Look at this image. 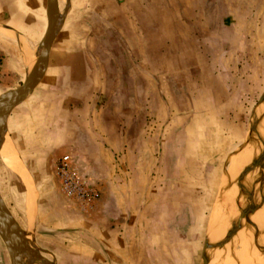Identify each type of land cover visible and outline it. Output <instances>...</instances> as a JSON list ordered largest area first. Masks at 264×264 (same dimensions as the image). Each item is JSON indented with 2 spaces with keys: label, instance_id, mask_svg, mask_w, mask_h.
Returning <instances> with one entry per match:
<instances>
[{
  "label": "rangeland",
  "instance_id": "rangeland-1",
  "mask_svg": "<svg viewBox=\"0 0 264 264\" xmlns=\"http://www.w3.org/2000/svg\"><path fill=\"white\" fill-rule=\"evenodd\" d=\"M114 2L98 11L117 26L96 11L86 42L55 38L84 55L70 89L42 79L10 113L6 206L54 264H200L224 241L211 264H264V0ZM40 8L0 0V28L44 34ZM3 38L0 95L24 82ZM72 173L85 200L67 195Z\"/></svg>",
  "mask_w": 264,
  "mask_h": 264
},
{
  "label": "crops",
  "instance_id": "crops-1",
  "mask_svg": "<svg viewBox=\"0 0 264 264\" xmlns=\"http://www.w3.org/2000/svg\"><path fill=\"white\" fill-rule=\"evenodd\" d=\"M42 9V14L44 15V20L42 19V27L44 28V34L46 31L44 21L46 22L47 18V0H36ZM62 1L64 3V8L62 7ZM143 1V0H142ZM103 0H59V9L60 12L63 14L65 13V20L64 24L60 30V32H63L66 34V38L69 37H76L77 43L78 41L86 42L85 39L87 37L86 32V17H90L94 20L95 12L102 11L103 9L108 10L110 5H106L104 7L103 5H98ZM108 4H112L117 8L119 5L114 2V0H108ZM99 10V11H98ZM109 11H112V9H109ZM101 13V12H99ZM105 15V12L101 13ZM42 15V16H43ZM110 17L109 19H100V22L98 24L102 26V28L111 27V25L116 24L117 21L115 20V23L111 21ZM85 20V21H84ZM4 21L3 18H1L0 15V26L5 27V23H2ZM48 22V18H47ZM9 23V22H7ZM5 24V25H4ZM12 25V24H9ZM72 26H75L70 30ZM12 28H6V31L0 28V36H3L4 40L3 43L8 47H14L16 51L14 50V55H12V60L10 61V65L13 67V69L16 70L17 74H21L24 76V81L26 79V76L28 72L36 65L38 61V55L40 52V44L43 39V32L41 35H36V37H32L31 34H29L30 29L21 30L17 26H13ZM47 27V26H46ZM79 27H83L84 30L82 32V29ZM74 30V31H73ZM109 35V33H107ZM137 39L141 40L142 34H137ZM40 42L33 47V44L30 40H37L40 39ZM134 37H131L128 39V41H132ZM17 50L19 51L17 54ZM38 50V54H37ZM141 51L140 58H142L143 50ZM84 57L81 50H57L54 51V49L51 50L50 53V59H49V65L46 71V74L42 80L41 84H44L45 86L52 87L55 85H63L67 86L70 89V84L73 83V81L76 79L75 73L78 74V69L76 66H79V59ZM8 66V64H7ZM46 80V81H44ZM59 87V86H58ZM49 159L44 160L43 156L38 160L37 167L41 170L46 169L45 164L48 163ZM205 252V250H204Z\"/></svg>",
  "mask_w": 264,
  "mask_h": 264
},
{
  "label": "water",
  "instance_id": "water-1",
  "mask_svg": "<svg viewBox=\"0 0 264 264\" xmlns=\"http://www.w3.org/2000/svg\"><path fill=\"white\" fill-rule=\"evenodd\" d=\"M47 27L41 44L36 65L28 72L25 81L15 89L8 90L0 95V149L5 141L6 123L13 109L24 101L44 78L50 59V53L55 38L60 32L65 13L59 9V0H47ZM233 231L229 233V241ZM0 235L2 236L11 264H54L43 257L36 246L35 240L29 231L23 230L0 194ZM226 241L218 243L213 248L224 245ZM213 248L209 249L207 242L202 262L211 264L214 257Z\"/></svg>",
  "mask_w": 264,
  "mask_h": 264
},
{
  "label": "built area",
  "instance_id": "built-area-1",
  "mask_svg": "<svg viewBox=\"0 0 264 264\" xmlns=\"http://www.w3.org/2000/svg\"><path fill=\"white\" fill-rule=\"evenodd\" d=\"M71 160L70 155H65L63 157L64 164L68 165ZM65 186L67 195L69 197H73V199H84L88 194V191L84 185L83 181H80V177H78L75 173L69 175L68 178L65 179Z\"/></svg>",
  "mask_w": 264,
  "mask_h": 264
},
{
  "label": "bare ground",
  "instance_id": "bare-ground-1",
  "mask_svg": "<svg viewBox=\"0 0 264 264\" xmlns=\"http://www.w3.org/2000/svg\"><path fill=\"white\" fill-rule=\"evenodd\" d=\"M37 54H38V50H37ZM8 143H9V142H8ZM5 145H7V144H5ZM8 145H9V144H8ZM8 147H9V146H7V149H8ZM5 149H6V148H5ZM7 149H6V150H7ZM11 152H12V151H11ZM12 153H13V152H12ZM12 153H11V154H12ZM3 154H4V153H3ZM13 154H14V153H13ZM13 154H12V156H14ZM6 156H7V155H6ZM9 157H10V155H9ZM10 160H11V159H10ZM12 161H14V160H12ZM12 167L15 168V167H17V166H16V164L14 163V165H12ZM233 186H234V185H233ZM225 199H226V198H225V196H224V200H225ZM224 202H225V201H224ZM223 204H224V203H223ZM216 226H217V225H216ZM220 227H221V226H220ZM214 228H215V227H214ZM221 228H222V227H221ZM222 232H223V231H222ZM215 234H216V233H215ZM232 262H233V261H232Z\"/></svg>",
  "mask_w": 264,
  "mask_h": 264
}]
</instances>
